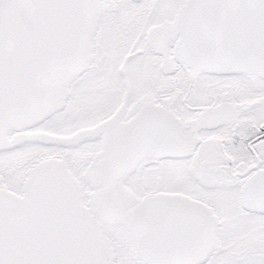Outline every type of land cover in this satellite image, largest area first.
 <instances>
[{
	"label": "snow or ice",
	"instance_id": "snow-or-ice-1",
	"mask_svg": "<svg viewBox=\"0 0 264 264\" xmlns=\"http://www.w3.org/2000/svg\"><path fill=\"white\" fill-rule=\"evenodd\" d=\"M0 264H264V0H0Z\"/></svg>",
	"mask_w": 264,
	"mask_h": 264
}]
</instances>
